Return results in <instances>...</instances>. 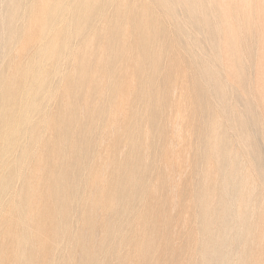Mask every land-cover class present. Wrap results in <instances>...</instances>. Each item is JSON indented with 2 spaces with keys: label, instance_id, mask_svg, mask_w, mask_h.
<instances>
[{
  "label": "rangeland",
  "instance_id": "374dc122",
  "mask_svg": "<svg viewBox=\"0 0 264 264\" xmlns=\"http://www.w3.org/2000/svg\"><path fill=\"white\" fill-rule=\"evenodd\" d=\"M9 1L10 0H0V7H1L0 26L2 25L1 16L4 15V12L6 10L5 8L6 4L9 3ZM134 1L136 3V0ZM144 1L145 0H137L136 5L139 4L140 6L144 4ZM202 1L203 2L201 7L204 6L203 8H201L198 5L194 6L195 7L194 11L196 10V13L194 12V16L196 14L198 15L199 25H197V22L196 24L190 22L191 20L188 17L189 14L187 13L188 11L185 8V6L180 2L174 5V8H176V12L179 14L180 17L174 11L175 9H172L170 11L168 9L157 7V5L155 4L152 7L154 13H156V17H157L156 22L158 23L160 21L159 23H161L165 33L164 37L160 39L161 41L157 40L154 42V46L160 48L164 47L168 49L167 51L169 53L172 54L174 52L177 61L180 62L179 64H176V62L172 63V65L174 64V67L170 66V63L166 58L167 54L163 53L164 56L162 55L163 57H161L162 61H161V66L159 67L160 70L151 71L149 65L145 66V71H143V75H145V78L143 79L144 82L143 86L147 89L149 85H151L152 86L151 91L154 93L156 92L158 94V95L156 94V96L160 101V105H161L160 109H156L157 107H155L153 104L150 103L148 104V102H144V101L142 102V100L137 101L135 99L134 95H135V87L137 86V79L136 76L134 77L132 75L133 74V71H131L132 65H131V61L128 59L123 62L124 63L123 66L125 65L124 66L125 71H121V76L123 78L119 76V80L125 84L126 89L123 95H121L122 99L121 100L119 99L120 103L118 102L119 105V107L117 106L118 109H116L115 112L113 111L115 114L113 115L110 114V116L108 114L102 115L100 114L99 111L102 102L106 100L105 94L107 95L106 83L108 78L105 76L104 71H102V69H101V73L100 70H98L96 73V77L99 83L98 84L99 88L98 87L93 88L94 90L96 89L95 91H92L91 88L87 92L84 89H82L80 92V89L79 91H77L78 89L76 87V88H70L69 91L67 92L68 95L72 93L70 95L71 97L68 96L69 97L68 98L67 95H65V97L72 102L73 117L75 122H78L77 123L78 127L73 124L71 128H73L76 131V133L78 131L80 132L79 133L80 139L88 138L92 144L87 155H85L86 158L84 159V162L87 169H85V171L82 173L83 177L81 183L78 186L77 196H76L77 198L73 197L72 199L73 201L69 200L67 204V208L69 209L70 212V216L68 220L69 233H67L68 235L66 234L63 235V237H55V238L53 235H45V236L43 235L44 237H42V240L44 239L43 241L45 244V251L43 254L40 255L41 258L38 259V262H36V264H48L51 261L54 262L55 264H80L81 263L80 259L84 261L83 250L79 245L72 243L73 242L72 238L74 237L73 234L76 235L78 233L84 234L85 240L87 242V247L89 248V250L91 251L94 250V252L97 253L96 256L97 258L93 260L92 264H220V262H222V264H264V240H263L264 239V228H263L264 227V220H263L264 219V88H263L264 87V0H244V1L243 0H205V1L202 0ZM107 2L105 1L104 5ZM147 2H150V0L145 1V3ZM218 3L220 6H222L220 10H219L220 6H218ZM108 5L109 4H106L107 7L105 6V8L102 9V14H103L102 20L104 21H101L100 24L96 21V23L94 24L95 26L93 25L91 30L85 31L86 33H84V35L86 34L87 38H85V36L83 37L84 40L86 39L85 40L86 42L84 40L75 39L77 40V42L75 43V40L72 42L74 43L73 45H75V47L77 48L83 47L82 49H84L85 47L89 48V46H91L90 49L93 50L94 47V49L97 50L96 48L99 47L100 44L101 46L103 45L104 38L100 36L102 35L100 34V32L104 31L103 35L104 33H107L108 28H110V26L108 25L109 24L111 25V23L113 24L114 19H116L115 17L118 16V14L114 11L113 6L109 5L110 6L109 7ZM127 5L128 3H126L125 5L126 7L123 8L124 10L125 8L127 9ZM183 6L186 10L182 8ZM204 8L206 9V11ZM123 9L120 10L119 16L122 17L125 16L129 10V6H128V10H125V12ZM252 11L254 12V14ZM202 12L205 15L201 14ZM206 12L208 15L206 14ZM110 15L112 17H110ZM209 15L212 16L209 17ZM199 16L201 17L199 18ZM205 17H207V19ZM178 19H180V21ZM209 19H211L212 21ZM110 20L113 22H111ZM200 20L203 21V23H201ZM188 21L190 24L189 27H188ZM106 23L108 25H106ZM240 23L242 24V26L240 25ZM193 24L195 26H201L203 24L202 26L204 27L201 28L204 29V33L202 31L203 29L199 27H196V29H194ZM0 28H1L0 44H2L3 43L2 39L5 38L3 34L5 33H2L4 31H1L3 30V27ZM199 29L201 30V33L205 35L200 36L201 33ZM97 30L100 31L97 32ZM185 30H187V32ZM250 30L253 31L254 35L252 34V31L250 32ZM94 31L96 34L94 33ZM204 36H206V39ZM99 37H101V40ZM211 37L217 38V40L215 39L213 40ZM126 38L128 41V34L126 35ZM133 38H134V33L130 32V39L132 40ZM192 39H194L195 42ZM209 39H211L212 42L214 41L213 43L215 45H212L213 43ZM87 40L88 42L91 41L92 45H90V43H87ZM81 44L83 45L81 46ZM196 44L199 46V48L197 47ZM202 46L204 47V49ZM247 46L249 47V49ZM182 51L184 52L185 55L182 53ZM216 54H218L219 56ZM254 54L256 56H254ZM209 56L211 57V59ZM213 57H217L216 60L220 61V63L219 62L217 63L215 60V66H214V64H212L213 63L212 61H214ZM218 57H220L221 59L220 58L218 59ZM240 58L243 60H241ZM206 61L212 62L211 64H209L210 62L208 64L211 66L213 72L209 71L212 73H208L204 71H197V67L198 66L200 67V65H203L204 63H206ZM0 62H1L0 70L1 69L2 71L6 70L7 66L5 65H7L9 62L8 58L6 57L3 60L1 59ZM66 62L67 61L65 60L61 66L63 69L65 68L63 67L64 65L67 67V69L66 68L64 69L65 74L67 73V75H69L75 73L76 71L72 72V70L75 68V65H72L70 62H67L68 64L66 65ZM244 62H245V66H244ZM2 63L3 65L4 64L5 65L3 66ZM218 66L220 73L219 71H217ZM179 68H181V71H179ZM65 70H67L68 72ZM101 74H103V76ZM166 76H171L172 78L171 83L164 82ZM173 77H176L174 78L176 80V83L175 80L173 82ZM56 79L57 80L54 79L55 84L59 80L58 78ZM61 82H64L63 79ZM195 82L199 84L197 85ZM214 83H217L222 87L221 90L222 95L219 93L220 91L217 92L219 94L214 92L212 87ZM168 85H170L171 87ZM155 87L158 90L155 89ZM228 90L230 93L228 92ZM75 91L79 92L78 97L81 95L79 99L78 97L77 98L75 97L74 99V94L76 93ZM65 97L64 100H67ZM55 99L56 100L54 101H56V104L55 102H53V99L50 100L51 102H49L50 103L49 108H48V104H49L48 102H47L48 104L44 105L45 108L47 107L46 109L48 110L50 109L49 111L51 113H48L49 111L46 110L47 114H52L53 112L57 113V110L63 108L60 98L56 97ZM96 99H98V101ZM176 100L177 102H175ZM73 101H76L77 103L76 102L74 103ZM95 103H99V105ZM153 106L154 108H152ZM184 106L186 107V109ZM55 107H57V109ZM53 108H55V110ZM226 109H228V111ZM75 110H77L76 111L77 113H75ZM125 111L128 112L126 113ZM130 111L135 112L134 118L137 119L136 121L137 123H133L134 120L131 119ZM91 116L92 118H90ZM111 116H114L112 117L113 119L111 118L112 120L109 118ZM53 117L54 116H52V121L50 122V125L48 124L47 126H42V128L40 129L42 136L44 135V138H42V140L45 141L41 140L40 144L38 143L36 145V147L39 148L37 149L38 151L36 153V156L38 158L34 156L33 158H31V161L29 159L26 163V166H28L27 167L28 169L26 168L27 169L26 176L27 177L31 176L32 179L35 178L34 194L37 197V200H39L38 202L43 203L41 204L37 202L40 206H43L45 204L44 202H48L51 199L49 198L50 195H47V191H45L47 186L46 184L47 181L45 176L47 175L45 172L47 171L46 168H51V169L56 168L55 159H56V154H58V148H56L57 146L54 141L56 140L55 137H56V133L58 132V128L56 129L57 127V126L55 127L56 124H52L53 122L56 123V120L54 121L55 118L53 119ZM77 117L79 118V120ZM175 117L178 118L175 119ZM218 117L219 119H217ZM107 118H109L111 121ZM102 121L106 124H104ZM117 122L120 123L118 124ZM176 122H179V124L177 123L175 125ZM97 123H99L98 126ZM66 124L68 125V123ZM87 124L88 126L90 125L89 129H87L88 128ZM215 124L218 125L215 126ZM112 125L115 127H113ZM48 126H50V130ZM110 126L113 127V129ZM175 126H176V130L174 128ZM177 127H179V130ZM133 128H136V130L135 132L132 133V136H129L128 132L130 130H133ZM46 130L47 132H45ZM180 133L183 135V137ZM100 134H102L103 136ZM122 137L126 139L119 140V138ZM175 140L177 142H175ZM107 142H108L107 144L108 146L106 145ZM62 147L65 150L64 155L68 153L69 156L67 144L64 143ZM180 147L181 149H179ZM143 148L146 150H144ZM213 148L215 151L213 150ZM135 151L139 152L141 157H139V153ZM119 153L121 154V156H119L120 155ZM134 153L135 154L137 153L136 155L138 156H136ZM172 153L173 155H171ZM175 154L177 158L175 157ZM199 154L200 156H198ZM215 154L217 156H215ZM52 155L54 157H52ZM163 155H165V157ZM64 158L66 163L67 161L66 157L64 156ZM135 158H137V160ZM32 160H34L35 162ZM49 160L51 162H48ZM137 161L140 162L141 166L138 165L139 162ZM178 162L179 165L176 164ZM32 165H34V167ZM74 166L75 164L72 163L70 165L61 166V167L63 169L65 167L66 171L69 172L70 174L75 170L76 167ZM39 168L40 169L43 168L42 169L43 171L41 170L40 173H37ZM137 168L139 169L136 170ZM29 170L30 173H28ZM34 172H36L37 174L34 175L35 174ZM89 175L90 178H88ZM116 175L119 178L117 180H115ZM131 175H134L135 181L140 179V181L142 182L141 184L142 191L138 194H135V196L132 197L134 199L130 198L128 200L129 206L124 214V217L126 216V218L123 217V219L121 220L122 222H120L121 230H119V232L122 235V239L119 237H114L112 241L107 245V247L103 250L105 252H103L102 250H100V244L102 238L106 236L107 229L109 230L111 228V227H106V223L107 221L114 220V216H115L114 215L115 212L113 210L111 212L104 205V202L106 201V199H108L107 191L108 189L111 190L110 186L113 187V185L115 184V183L113 184V181H115L118 184L117 182L118 180H127ZM38 176L41 179L44 177V180L46 182L44 180H41ZM84 178L86 180H84ZM170 179H173V181ZM85 181L88 185L84 183ZM16 182L17 184H14V188L16 187L15 189L19 190L21 182L20 180H17ZM168 183L169 184L172 183L173 185H169ZM38 185L39 187L37 188ZM69 186L70 183L66 186V189L69 192H71V188ZM97 186L99 188H97ZM54 188L55 186L51 184L49 187V191L54 190ZM38 190H41V193ZM90 191L91 192L93 191V193H91L92 195L89 193ZM190 191L192 192V194ZM7 194L8 193L6 194L4 193L2 196L4 197L5 195L6 197H8ZM6 197L4 198L6 199ZM172 197L174 200L172 199ZM41 199L43 202L41 201ZM234 200L236 203L234 202ZM96 201L101 202V206L98 209L94 208V213H92L93 218H95L94 226L88 227L87 224H84L82 222L79 216V211L89 210L90 205H93L94 203H96ZM172 201H174L173 205L171 203ZM70 202L71 204H69ZM189 208L190 210H188ZM251 212H253V214ZM126 220H128V222H126ZM37 222L38 219L35 218L34 223L33 222L32 223L35 224ZM204 222L206 223L205 229H203ZM31 228L33 230L34 235H36L37 230L40 231L39 229L40 227H31ZM191 229L192 231H190ZM95 232L97 233L95 234ZM210 237L212 240L210 239ZM8 242L9 241H7L6 244ZM4 244L2 245V248L4 250V253L6 252L5 253L6 258L10 260L6 261L7 259H5L4 261L6 262L3 261L2 264L5 263L12 264L13 261L12 258L10 257L11 254H9V251H11L13 247L10 246L5 247ZM9 244L11 245L12 243L9 242ZM211 248L219 249V252L222 254L221 260L218 259L216 262L214 261V258L211 255V251H212Z\"/></svg>",
  "mask_w": 264,
  "mask_h": 264
},
{
  "label": "bare ground",
  "instance_id": "6f19581e",
  "mask_svg": "<svg viewBox=\"0 0 264 264\" xmlns=\"http://www.w3.org/2000/svg\"><path fill=\"white\" fill-rule=\"evenodd\" d=\"M113 6L114 11L118 14L114 19V23L108 28L107 33L100 32V36L104 38L103 45L97 47L93 50L85 47L84 49L80 47H75L72 43L75 39L84 40L86 37V30H91L92 26L96 21L100 24L103 19L102 9L105 8L106 4ZM10 0L6 4V10L4 15L1 16L2 25L4 31L2 33L5 38H3V43L0 44V60L8 58V64L6 70H0V264L3 263L5 259L9 261L10 259L6 258V252L2 248V245L5 242V247H13L9 254H11L12 264H36L40 255L45 251L44 239L42 237L45 235H53L55 237H63V235H68V220L70 216L69 209L67 204L69 200H72L73 197L77 196L78 186L82 181L83 172L85 171L86 165L84 159L86 158L90 147L91 142L88 138H79V131H76L71 128V126L76 125L78 122H75L72 112V102L65 97V95L70 96L67 92L70 88H76L80 92L82 89L95 91L93 88H99L98 79L96 73L101 69L104 71L105 76L108 78L106 83L107 95L106 100L102 102L100 106V114L110 116L115 114V110L118 109L117 106L119 99H122V96L126 86L119 80L121 76V71H125L123 62L127 59L131 61L133 76H136L137 86L135 87V99L137 101L148 102V104H153L156 109H160V101L156 96V92L151 91V85L146 89L143 85V71H145V66L149 65L151 71L160 70L161 66V57L163 53L167 54V60L170 63V66L174 67V64H179L177 58L172 53H169L166 48L155 47L154 42L160 40L164 37V29L161 23H157L156 13H154L152 7L157 5L164 9L172 10L176 12L174 5L177 3H182L187 9L189 14L190 22L199 25L198 15L194 16V6L202 5V0H150V2L140 5H136L134 0ZM205 1V0H204ZM244 1V0H243ZM215 2V1H214ZM222 2V1H221ZM250 2V1H249ZM254 2V1H253ZM125 10H129L125 16H119L120 10L126 7ZM232 3V2H231ZM246 3V2H245ZM141 4V3H140ZM108 5V6H109ZM179 5V4H178ZM209 5V4H208ZM212 5V4H211ZM231 5V4H230ZM104 6V7H102ZM109 6V7H110ZM184 6L182 8H184ZM218 6L219 3H218ZM235 6V5H234ZM232 6V7H234ZM249 6V5H248ZM107 7V6H106ZM108 7V8H109ZM194 7V8H193ZM204 7V6H203ZM201 7V8H203ZM206 7V5H205ZM222 6L219 7V10ZM230 7V6H229ZM247 7V6H246ZM258 7V6H257ZM1 8V7H0ZM184 8V9H185ZM200 8V9H201ZM243 8V7H242ZM158 9V8H157ZM185 9V10H186ZM199 9V7H198ZM205 9V8H204ZM246 9V8H245ZM254 9V7H253ZM258 9V8H257ZM124 10V9H123ZM124 10V12H125ZM159 10V9H158ZM178 10V9H177ZM218 10V12H219ZM229 10V9H227ZM4 11V9H3ZM106 11V9H105ZM108 11V9H107ZM113 11V12H114ZM201 11V10H200ZM203 11V9H202ZM206 11V9H205ZM204 11V12H205ZM216 11V10H215ZM235 11V10H234ZM1 12V11H0ZM112 12V15H113ZM182 12V11H180ZM209 12V11H208ZM211 12V10H210ZM223 12V11H221ZM228 12V11H227ZM253 12V11H252ZM258 12V11H257ZM105 13V12H104ZM172 13V12H170ZM213 13V10H212ZM211 13V14H212ZM232 13V12H231ZM236 13V12H235ZM234 13V14H235ZM245 13V12H244ZM250 13V12H249ZM125 14V13H123ZM176 14H178L176 12ZM203 14V12L201 13ZM207 14V12H206ZM217 14V13H215ZM254 14V12H253ZM187 15V14H185ZM205 15V14H203ZM202 15V17H203ZM208 15V14H207ZM224 15V14H223ZM179 16V14H178ZM177 16V17H178ZM212 15H209V17ZM215 16V15H214ZM217 16V15H216ZM219 16V15H218ZM225 16V15H224ZM234 16V15H233ZM238 16V15H237ZM108 17V16H107ZM110 17H112L110 15ZM180 17V16H179ZM201 16H199L200 18ZM174 18V17H173ZM207 19V17H205ZM214 18V17H212ZM242 18V16H241ZM110 19V18H109ZM112 19V18H111ZM248 19V18H247ZM161 20V19H160ZM180 21V19H178ZM185 20V19H184ZM205 20V19H203ZM211 20V19H209ZM218 20V19H217ZM235 20V19H234ZM242 20V19H241ZM253 20V19H252ZM111 21V20H110ZM109 21V22H110ZM183 21V20H182ZM181 21V22H182ZM186 21V20H185ZM212 21V20H211ZM226 21V19H225ZM236 21V20H235ZM245 21V20H244ZM106 22V20H105ZM108 22V21H107ZM113 22V21H111ZM201 23L203 21L200 20ZM246 22V21H245ZM253 22V21H252ZM200 23V24H201ZM206 23V22H205ZM208 23V22H207ZM216 23V22H215ZM171 24V23H170ZM236 24V23H235ZM253 24V23H252ZM102 25V24H101ZM188 21V27H189ZM203 25V24H202ZM194 26L204 27V26ZM234 25V24H233ZM242 26V24L240 23ZM255 25V24H254ZM95 26V25H94ZM185 26V24H184ZM211 26V25H210ZM216 26V25H215ZM228 26V25H227ZM239 26V25H237ZM236 26V28H237ZM245 26V25H244ZM252 26V25H251ZM191 27V26H190ZM128 28V29H127ZM177 28V27H176ZM175 28V29H176ZM182 28V26H181ZM212 28V27H211ZM228 28V27H227ZM239 28V27H238ZM1 29V28H0ZM94 29V28H93ZM96 29V27H95ZM106 29V28H105ZM180 29V27H179ZM178 29V30H179ZM192 29V28H191ZM190 29V30H191ZM203 29V28H201ZM216 29V28H215ZM250 29V28H249ZM104 30V29H102ZM184 30V29H182ZM189 30V31H190ZM200 30V29H199ZM208 30V29H207ZM210 30V29H209ZM100 31V30H99ZM97 30V32H99ZM180 31V30H179ZM187 32V30H185ZM204 33V29L202 30ZM219 31V30H218ZM230 31V29H229ZM240 31V30H239ZM244 31V30H243ZM252 30H250L251 32ZM130 32L134 33V38L130 39ZM185 32V33H186ZM89 33V32H88ZM95 33V31H94ZM184 33V34H185ZM199 33V32H198ZM201 33V30H200ZM199 33V34H200ZM201 33L200 36L205 35ZM209 33V32H208ZM249 33V32H248ZM258 33V32H257ZM256 33V34H257ZM1 34V33H0ZM96 34V33H95ZM128 34V41L126 35ZM171 34V33H170ZM183 34V35H184ZM218 34V33H217ZM235 34V33H234ZM253 34V31H252ZM169 35V34H168ZM241 35V34H240ZM239 35V36H240ZM254 35V34H253ZM95 36V35H94ZM133 36V35H132ZM186 36V35H185ZM211 36V34H210ZM214 36V35H213ZM219 36V35H218ZM216 36V37H218ZM223 36V35H221ZM251 36V35H249ZM2 37V36H1ZM93 37V35H92ZM175 37V36H174ZM192 37V36H191ZM206 39V36H204ZM245 37V36H244ZM248 37V35H247ZM91 38V37H90ZM95 38V37H94ZM101 40V37H99ZM199 38V37H198ZM212 38V37H211ZM1 39V38H0ZM92 39V38H91ZM195 39V38H194ZM192 39L194 42L195 40ZM203 39V37H202ZM217 40V38H212ZM219 39V38H218ZM239 39V38H238ZM237 39V40H238ZM254 39V38H253ZM86 40V39H85ZM84 40V41H85ZM89 40V39H88ZM87 43L91 44V41ZM164 40V39H163ZM167 40V39H166ZM179 40V37H178ZM211 40V39H209ZM220 40V39H219ZM161 41V40H160ZM2 42V41H1ZM77 40H75V43ZM83 42V41H82ZM81 42V43H82ZM86 42V41H85ZM172 42V41H171ZM189 42V41H188ZM192 42V41H191ZM193 42V44H194ZM212 42V40H211ZM214 42V41H213ZM212 42V43H213ZM241 42V41H240ZM80 43V42H78ZM99 43V41H98ZM158 43V42H157ZM169 43V42H168ZM166 43V44H168ZM173 43V42H172ZM246 43V42H245ZM252 43V42H251ZM250 43V44H251ZM256 43V42H255ZM188 44V43H187ZM203 44V43H202ZM240 44V43H239ZM77 45V44H76ZM83 44H81L82 46ZM85 45V44H84ZM94 45V44H93ZM98 45V44H97ZM162 45V44H161ZM171 45V43H170ZM197 45V44H196ZM212 45H215L214 43ZM87 46V45H86ZM160 46V45H159ZM169 46V45H168ZM167 46V47H168ZM195 46V45H194ZM223 46V45H222ZM246 46V45H245ZM255 46V45H254ZM257 46V45H256ZM162 47V46H161ZM199 48V46L197 45ZM203 47V46H202ZM248 47V46H247ZM169 48V47H168ZM192 48V47H191ZM194 48V47H193ZM196 48V47H195ZM215 48V47H213ZM220 48V47H219ZM218 48V49H219ZM184 49V48H183ZM204 49V47H203ZM206 49V48H205ZM243 49V48H242ZM249 49V47H248ZM181 50V49H180ZM230 50V49H229ZM245 50V49H244ZM172 51V49H171ZM197 51V50H196ZM206 51V50H205ZM219 51V50H218ZM168 52V53H167ZM194 52V50H193ZM184 54V52L182 51ZM217 53V52H216ZM233 53V52H232ZM254 53V52H253ZM256 53V52H255ZM177 54V53H176ZM188 54V53H187ZM251 54V53H250ZM104 55V56H103ZM163 55V56H162ZM185 55V54H184ZM218 55V54H216ZM249 55V54H248ZM208 56V55H206ZM213 56V55H212ZM219 56V55H218ZM246 56V54H245ZM254 56H256L254 54ZM253 56V57H254ZM183 57V56H182ZM210 57V56H209ZM252 57V58H253ZM198 58V57H197ZM217 57H213L214 61L204 63L197 67V71H204L212 73L213 70L209 64H214ZM220 57H218L219 59ZM234 58V57H233ZM251 58V57H250ZM249 58V59H250ZM256 58V57H255ZM179 59V58H178ZM184 59V58H182ZM211 59V57H210ZM221 59V58H220ZM241 59V58H240ZM254 59V58H253ZM70 62L72 65H75V68L72 72L75 73L67 75L65 74L64 69L61 67L64 61ZM203 60V59H202ZM237 60V58H236ZM243 60V59H241ZM251 60V59H250ZM166 61V60H165ZM199 61V59H198ZM66 62V65L68 64ZM129 62V61H128ZM204 62V61H203ZM216 62L220 63V61ZM251 62V61H250ZM4 63V62H3ZM2 63V65H3ZM6 63V62H5ZM209 63V64H208ZM216 63V66H217ZM243 63V62H242ZM252 63V62H251ZM1 64V62H0ZM249 64V62H248ZM254 64V63H253ZM3 65V66H4ZM198 65V64H196ZM219 65V64H218ZM1 66V65H0ZM222 66V65H220ZM237 66V65H236ZM245 66V62H244ZM70 67V66H69ZM169 67V66H168ZM147 68V67H146ZM182 68V66H181ZM179 68V71H181ZM194 68V67H193ZM216 68V67H215ZM246 68V67H245ZM127 69V67H126ZM169 69V68H168ZM171 69V68H170ZM176 69V68H175ZM172 70V69H171ZM185 70V69H184ZM191 70V69H190ZM252 70V69H251ZM67 71V70H65ZM174 71V70H173ZM212 71V72H209ZM219 71V66L217 67ZM68 72V71H67ZM148 72V71H147ZM172 72V71H171ZM99 73V72H98ZM126 73V72H125ZM131 73V72H130ZM175 73V72H174ZM220 73V71H219ZM242 73V72H241ZM147 74V73H146ZM160 74V73H159ZM181 74V73H180ZM103 76V74H101ZM201 75V74H200ZM205 75V74H204ZM98 76V75H97ZM101 76V77H102ZM206 76V75H205ZM221 76V75H220ZM227 76V75H226ZM177 77V76H176ZM173 77V82L174 78ZM222 77V76H221ZM228 77V76H227ZM237 77V76H236ZM260 77V76H259ZM59 80L54 83V79ZM121 78H123L121 76ZM132 78V76H131ZM147 78V77H146ZM183 78V77H182ZM63 79L64 82H61ZM161 79V78H160ZM219 79V78H218ZM227 79V78H226ZM123 80V79H122ZM165 83H171V76H166L164 79ZM207 80V79H206ZM211 80V79H210ZM106 81V80H105ZM204 81V80H203ZM220 81V80H219ZM253 81V80H252ZM104 82V81H103ZM131 82V81H130ZM133 82V81H132ZM212 82V81H211ZM218 82V81H217ZM221 82V81H220ZM219 82V83H220ZM101 83V82H100ZM147 83V82H145ZM176 83V80H175ZM181 83V82H180ZM196 83V82H195ZM194 83V84H195ZM224 83V82H223ZM230 83V81H229ZM64 84V85H62ZM102 84V83H101ZM156 84V83H155ZM159 84V82H158ZM197 84V83H196ZM195 84V85H196ZM199 84V83H198ZM197 84V85H198ZM232 84V83H231ZM253 84V83H252ZM251 84V85H252ZM148 85V84H147ZM193 85V84H192ZM233 85V84H232ZM161 86V85H160ZM170 86V85H168ZM180 86V85H178ZM188 86V85H187ZM234 86V85H233ZM236 86V85H235ZM249 86V85H248ZM171 87V86H170ZM203 87V86H202ZM215 93H222V87L214 83L212 86ZM226 87V86H225ZM224 87V88H225ZM237 87V86H236ZM255 87V86H254ZM192 88V87H191ZM205 88V87H204ZM234 88V87H233ZM264 88V87H263ZM155 89H157L155 87ZM154 89V90H155ZM206 89V88H205ZM228 89V88H227ZM251 89V88H250ZM249 89V90H250ZM98 90V89H97ZM158 90V89H157ZM180 90V89H179ZM226 90V89H225ZM238 90V89H237ZM175 91V90H174ZM178 91V89H177ZM244 91V90H243ZM253 91V90H252ZM76 92V91H75ZM74 92V93H75ZM97 92V91H96ZM104 92V91H103ZM180 92V91H179ZM183 92V91H182ZM229 92V90H228ZM227 92V93H228ZM73 93V94H74ZM83 93V92H82ZM95 93V92H94ZM174 93V92H173ZM217 93V94H219ZM230 93V92H229ZM228 93V94H229ZM251 93V92H250ZM88 94V93H87ZM91 94V92H90ZM103 94V95H104ZM130 94V93H128ZM160 94V93H159ZM184 94V93H183ZM213 94V93H212ZM79 92L74 94L77 98ZM101 95V93H100ZM158 95V94H157ZM161 95V94H160ZM222 95V94H221ZM227 95V94H226ZM83 96V94H82ZM96 96V94H95ZM172 96V95H171ZM179 96V95H178ZM184 96V95H183ZM218 96V95H217ZM59 97L62 102L63 108L57 110V113L47 114L48 109L44 107L45 104L53 102L56 104L55 98ZM64 97L67 100H64ZM71 97V96H70ZM81 97V95L79 96ZM78 97V99H79ZM92 97V96H91ZM104 97V96H103ZM173 97V96H172ZM239 97V96H238ZM69 98V97H68ZM178 98V97H177ZM202 98V97H201ZM73 99V100H74ZM98 101V99H96ZM95 100V102H96ZM185 100V97H184ZM188 100V99H186ZM228 100V99H227ZM88 101V100H87ZM192 101V100H191ZM208 101V100H207ZM262 101V100H261ZM48 102V103H47ZM52 102V103H53ZM74 103L76 101H73ZM85 102V101H84ZM135 102V101H134ZM177 102V100L175 101ZM190 102V101H189ZM77 103V102H76ZM120 103V102H119ZM182 103V102H181ZM180 103V104H181ZM244 103V101H243ZM252 103V102H251ZM58 104V103H57ZM82 104V103H81ZM87 104V103H86ZM98 104L99 103H95ZM178 104V105H180ZM50 103L48 104V108ZM53 105V104H52ZM142 105V104H141ZM220 105V104H219ZM241 105V104H240ZM56 106V105H55ZM58 106V105H57ZM83 106V105H82ZM90 106V105H89ZM137 106V105H136ZM154 106L152 108H154ZM86 107V106H85ZM95 107V106H94ZM159 107V108H158ZM170 107V106H169ZM185 107V106H184ZM188 107V106H187ZM193 107V106H192ZM57 109V107H55ZM55 108H53L55 110ZM87 108V107H86ZM99 108V106H98ZM121 108V106H120ZM151 108V107H150ZM228 108V107H226ZM52 109V108H51ZM93 109V108H92ZM170 109V108H169ZM168 109V110H169ZM177 109V108H176ZM186 109V107H185ZM196 109V108H195ZM47 110V111H46ZM155 110V109H154ZM214 110V109H213ZM228 111V109H226ZM239 110V109H238ZM52 111V110H51ZM77 110H75V113ZM84 111V110H83ZM93 111V110H92ZM114 111V112H113ZM118 111V110H117ZM135 111V110H134ZM170 111V110H169ZM188 111V109H187ZM256 111V110H255ZM113 112V113H112ZM119 112V111H118ZM123 112V111H122ZM126 112V111H125ZM128 112V111H127ZM126 112V113H127ZM131 112V119L134 120L133 123H137V119L134 118L133 111ZM140 112V111H139ZM48 113H51L50 111ZM84 113V112H83ZM90 113V112H89ZM117 113V112H116ZM177 113V111H176ZM175 113V115H176ZM189 113V112H188ZM186 114V113H185ZM232 114V113H230ZM95 115V114H94ZM120 115V114H119ZM174 115V114H173ZM193 115V114H192ZM227 115V114H226ZM240 115V114H239ZM252 115V114H251ZM52 116L54 121L52 124H56V148H58V154H56L55 166L56 168H46L47 171L44 177L41 180H44L47 184L46 190L47 195H50V201L44 202L43 206H40L37 200V197L34 194V179L31 176H26V166L27 161L34 156H36L37 148L36 145L44 138L40 129L42 126L50 125L52 121ZM151 116V115H150ZM170 116V115H169ZM198 116V114H197ZM228 116V115H227ZM97 117V116H96ZM101 117V116H99ZM114 117H109L110 119ZM126 117V115H125ZM124 117V118H125ZM78 118V117H77ZM92 118V116L90 117ZM105 118V116H104ZM107 118V119H109ZM129 118V117H128ZM168 118V117H167ZM178 117H175L177 119ZM199 118V116H198ZM228 118V117H227ZM226 118V119H227ZM240 118V117H239ZM248 118V117H247ZM109 119V120H110ZM113 119V118H112ZM111 119V120H112ZM116 119V118H115ZM219 119V117L217 118ZM241 119V118H240ZM257 119V118H255ZM79 120V118H78ZM77 120V121H78ZM110 120V121H111ZM119 120V118H118ZM117 120V121H118ZM140 120V119H139ZM182 120V118H181ZM186 120V119H185ZM210 120V119H209ZM212 120V119H211ZM238 120V119H237ZM109 121V122H110ZM194 121V120H193ZM229 121V120H228ZM227 121V122H228ZM87 122V121H86ZM93 122V121H92ZM103 122V121H102ZM152 122V121H151ZM168 122V121H167ZM68 123V125L66 124ZM91 123V121H90ZM100 123V122H99ZM97 123V126L99 125ZM104 123V122H103ZM112 123V122H111ZM118 123V122H117ZM120 123V122H119ZM118 123V124H119ZM179 122H176V124ZM187 123V122H186ZM106 124V123H104ZM169 124V123H168ZM251 124V123H250ZM67 125V126H66ZM82 125V124H81ZM114 125V124H113ZM112 125V126H113ZM117 125V124H116ZM218 124H215L217 126ZM236 125V124H235ZM240 125V124H239ZM75 126V127H76ZM90 126V125H89ZM87 124V129L90 127ZM120 126V125H119ZM145 126V125H144ZM180 126V125H179ZM237 126V125H236ZM254 126V125H253ZM49 130H50V126ZM78 127V126H77ZM96 127V126H95ZM111 127V126H110ZM115 127V126H113ZM113 127H111L113 129ZM140 127V126H139ZM190 127V126H189ZM221 127V126H220ZM233 127V126H232ZM47 128V127H46ZM97 128V127H96ZM110 128V129H111ZM176 130V126L174 127ZM173 128V129H174ZM179 130V127H177ZM181 128V127H180ZM219 128V127H218ZM233 129V128H232ZM52 130V129H51ZM55 130V129H53ZM136 128L128 132L129 136H132V133L135 132ZM148 130V129H147ZM181 130V129H180ZM187 130V129H186ZM197 130V128H196ZM253 130V129H252ZM44 131V129H43ZM144 131V130H143ZM174 131V130H173ZM195 131V130H194ZM241 131V130H240ZM47 132V130L45 131ZM56 132V131H55ZM113 132V131H112ZM178 132V131H177ZM50 133V132H49ZM89 133V132H88ZM97 133V132H96ZM125 133V132H124ZM143 133V132H142ZM165 133V132H164ZM185 133V132H183ZM217 133V132H216ZM255 133V132H254ZM258 133V131H257ZM44 134V133H43ZM47 134V133H45ZM140 134V132H139ZM167 134V133H166ZM174 134V133H173ZM181 134V133H180ZM201 134V133H200ZM50 135V134H49ZM55 135V134H54ZM53 135V136H54ZM98 135V134H97ZM102 135V134H100ZM112 135V134H111ZM176 135V133H175ZM182 135V134H181ZM196 135V134H195ZM216 135V134H215ZM254 135V134H252ZM48 136V135H47ZM103 136V135H102ZM148 136V135H147ZM205 136V135H204ZM247 136V135H246ZM51 137V136H50ZM49 137V138H50ZM119 137V136H117ZM146 137V136H145ZM171 137V136H170ZM178 137V136H177ZM183 137V135H182ZM181 137V138H182ZM189 137V136H188ZM240 137V136H239ZM52 138V137H51ZM105 138V137H104ZM244 138V137H243ZM247 138V137H246ZM48 139V138H47ZM126 138H119V140ZM171 139V138H170ZM174 139V136H173ZM177 139V138H176ZM180 139V138H179ZM214 139V138H213ZM49 140V139H48ZM97 140V139H96ZM100 140V139H99ZM103 140V138H102ZM101 140V141H102ZM108 140V139H107ZM138 140V139H137ZM135 140V141H137ZM181 140V139H180ZM215 140V139H214ZM245 140V139H244ZM45 141V140H42ZM53 141V140H52ZM129 141V140H128ZM104 142V141H103ZM144 142V140H143ZM175 142H177L175 140ZM246 142V141H245ZM66 143L68 146V153L64 155V148L62 145ZM129 143V142H128ZM147 143V142H146ZM145 143V144H146ZM179 143V142H178ZM189 143V142H188ZM244 143V142H242ZM108 142L106 143V145ZM115 144V143H114ZM125 144V143H124ZM182 144V143H181ZM48 145V144H47ZM123 145V144H122ZM138 145V144H137ZM168 145V144H167ZM174 145V143H173ZM214 145V144H213ZM212 145V146H213ZM108 146V145H107ZM136 146V145H135ZM146 146V145H145ZM169 146V145H168ZM178 146V144H177ZM176 146V147H177ZM233 146V145H232ZM36 147V148H35ZM54 147V146H52ZM66 147V146H65ZM137 147V146H136ZM170 147V146H169ZM168 147V148H169ZM182 147V146H181ZM181 147L179 149H181ZM197 147V146H195ZM216 147V146H215ZM214 147V148H215ZM48 148V147H47ZM94 148V147H93ZM116 148V147H115ZM171 148V147H170ZM173 148V147H172ZM187 148V147H186ZM185 148V150H186ZM213 148V150H214ZM105 149V148H104ZM137 149V148H135ZM144 149V148H143ZM174 149V148H173ZM247 149V148H246ZM47 150V149H46ZM45 150V151H46ZM108 150V149H107ZM139 150V149H137ZM146 150V149H144ZM195 150V149H194ZM204 150V149H203ZM231 150V149H230ZM234 150V149H233ZM56 151V150H55ZM215 151V150H214ZM102 152V151H101ZM105 152V151H104ZM113 152V151H112ZM133 152V150H132ZM137 152V151H135ZM144 152V151H142ZM186 152V151H185ZM52 153V152H51ZM50 153V154H51ZM56 153V152H55ZM66 153V152H65ZM139 153V152H137ZM136 153V154H137ZM197 153V152H196ZM194 153V154H196ZM199 153V152H198ZM256 153V152H255ZM258 153V152H257ZM41 154V153H40ZM49 154V155H50ZM53 154V153H52ZM102 154V153H101ZM108 154V153H107ZM112 154V153H110ZM120 154V153H119ZM123 154V153H122ZM135 154V153H134ZM135 154V155H136ZM148 154V153H147ZM48 155V154H47ZM89 155V154H88ZM133 155V154H132ZM166 155V154H165ZM165 155H163L165 157ZM173 155V153L171 154ZM183 155V153H182ZM188 155V154H187ZM229 155V154H228ZM245 155V154H244ZM255 155V154H254ZM66 157V163L65 158ZM121 156V154L119 155ZM138 156V155H136ZM185 156V155H184ZM200 156V154L198 155ZM215 156H217L215 154ZM249 156V155H248ZM252 156V155H251ZM37 157V156H36ZM45 157V155H44ZM48 157V156H47ZM51 157V156H50ZM52 157H54L52 155ZM139 157L140 153H139ZM144 157V154H143ZM176 157V154H175ZM229 157V156H228ZM38 158V157H37ZM49 158V157H48ZM138 158V157H137ZM137 158H135L137 160ZM173 158V156H172ZM177 158V157H176ZM210 158V157H209ZM212 158V157H211ZM217 158V157H216ZM54 159V158H53ZM99 159V158H98ZM97 159V160H98ZM115 159V158H114ZM141 159V158H140ZM167 159V158H166ZM218 159V158H217ZM117 160V159H116ZM119 160V159H118ZM147 160V159H144ZM172 160V159H171ZM178 160V159H177ZM221 160V159H220ZM29 161V162H30ZM34 161V160H32ZM38 161V160H37ZM41 161V159H40ZM59 161V164H58ZM92 161V159H91ZM94 161V160H93ZM105 161V160H104ZM141 161V160H139ZM137 161V162H139ZM143 161V160H142ZM174 161V159H173ZM187 161V160H186ZM229 161V160H228ZM254 161V160H253ZM35 162V161H34ZM33 162V163H34ZM48 162H51L50 160ZM99 162V161H98ZM144 162V161H143ZM153 162V161H152ZM168 162V161H167ZM171 162V161H170ZM31 163V162H30ZM75 164V170L69 174L61 166H67L70 164ZM104 163V162H103ZM142 163V162H141ZM215 163V162H214ZM36 164V163H35ZM44 164V163H43ZM46 164V163H45ZM58 164V165H57ZM107 164V163H106ZM113 164V162H112ZM121 164V163H120ZM136 164V163H135ZM172 164V163H171ZM179 165V162L176 163ZM206 164V163H205ZM28 165V164H27ZM41 165V164H40ZM39 165V166H40ZM47 165V164H46ZM140 162H139V164ZM137 165V166H138ZM160 165V164H159ZM258 165V164H257ZM34 167V165H32ZM43 166V165H42ZM53 166V165H52ZM115 166V165H114ZM168 166V165H167ZM181 166V164H180ZM212 166V165H211ZM45 167V166H44ZM47 167V166H46ZM49 167V166H48ZM103 167V166H102ZM117 167V166H116ZM121 167V166H120ZM166 167V166H165ZM171 167V166H170ZM208 167V166H207ZM241 167V166H240ZM27 168V169H26ZM104 168V167H103ZM109 168V167H108ZM118 168V167H117ZM163 168V167H162ZM40 169V168H39ZM38 169L37 173H40ZM90 169V168H89ZM137 168L136 170H138ZM180 169V168H179ZM208 169V168H207ZM210 169V168H209ZM145 170V169H144ZM166 170V168H165ZM175 170V169H174ZM43 171V170H42ZM96 171V169H95ZM102 171V170H101ZM117 171V170H116ZM156 171V169H155ZM212 171V170H211ZM34 172L36 175L37 173ZM44 172V173H45ZM92 172V171H91ZM133 172V171H132ZM143 172V171H142ZM168 172V171H167ZM180 172V171H179ZM189 172V171H188ZM196 172V171H195ZM30 173V170L29 172ZM88 173V171H87ZM107 173V172H106ZM129 173V172H128ZM148 173V172H147ZM178 173V172H177ZM176 173V174H177ZM207 173V172H206ZM97 174V173H96ZM159 174V173H158ZM171 174V173H170ZM175 174V173H174ZM173 174V175H174ZM179 174V173H178ZM91 175V174H90ZM90 175L88 178H90ZM123 175V174H122ZM130 175V174H129ZM245 175V173H244ZM88 176V174H87ZM142 176V174H141ZM168 176V175H167ZM170 176V175H169ZM185 176V175H184ZM216 176V175H215ZM95 177V176H94ZM114 177V175H113ZM174 177V176H173ZM207 177V176H206ZM247 177V176H246ZM245 177V178H246ZM87 178V177H86ZM198 178V177H197ZM119 179L116 175V179ZM216 179V178H215ZM17 180H20L21 184L19 190L14 188V184H17ZM84 180H86L84 178ZM83 180V181H84ZM89 180V179H88ZM99 180V179H98ZM102 180V179H101ZM100 180V181H101ZM104 180V179H103ZM113 180V179H112ZM173 181V179H170ZM178 180V179H177ZM207 180V179H205ZM37 181V180H35ZM43 181V182H44ZM171 181V182H172ZM180 181V180H179ZM190 181V180H189ZM16 182V183H15ZM42 182V181H40ZM118 184L113 181V187L111 190L108 189V199L104 202L105 207L108 208L114 213V220L107 221L106 227H111L107 229L106 236L102 238L100 244V250H104L107 245L112 241L114 237H119L122 239V235L119 232L120 222L124 217L126 210L128 209V200L142 191V182L139 180L135 181L134 175H131L127 180H118ZM176 182V181H175ZM206 182V181H205ZM212 182V181H211ZM19 183V182H18ZM70 183L71 192L66 189V186ZM86 183V181L84 182ZM162 183V182H161ZM204 183V182H203ZM226 183V182H225ZM255 183V182H254ZM37 184V183H36ZM44 184V185H46ZM55 186L54 190L49 191L50 185ZM87 184V183H86ZM85 184V185H86ZM101 184V183H100ZM169 184V183H168ZM183 184V183H182ZM245 184V183H244ZM88 185V184H87ZM95 185V184H94ZM146 185V183H145ZM158 185V184H157ZM169 185H173L172 183ZM191 185V184H190ZM246 185V184H245ZM193 186V185H192ZM39 185L37 186V188ZM42 187V186H41ZM91 187V186H90ZM155 187V186H154ZM174 187V186H173ZM182 187V186H181ZM184 187V185H183ZM208 187V186H207ZM227 187V186H226ZM45 188V187H44ZM97 188H99L97 186ZM109 188V187H108ZM156 188V187H155ZM169 188V187H168ZM177 188V187H176ZM189 188V187H188ZM244 188V187H243ZM249 188V187H248ZM255 188V187H254ZM262 188V187H260ZM41 189V188H40ZM145 189V188H144ZM171 189V187H170ZM205 189V188H204ZM207 189V188H206ZM229 189V188H228ZM241 189V188H240ZM42 190V189H41ZM41 190H38L41 193ZM92 190V189H91ZM150 190V189H149ZM162 190V189H161ZM183 190V189H182ZM243 190V189H242ZM44 191V192H45ZM68 191V192H67ZM82 191V189H81ZM84 191V189H83ZM95 191V190H94ZM167 191V190H166ZM192 191V190H191ZM190 191V192H191ZM202 191V190H201ZM215 191V190H214ZM213 191V192H214ZM226 191V190H225ZM173 192V190H172ZM212 192V191H211ZM7 194L6 199L2 196ZM36 193V192H35ZM80 193V192H79ZM78 193V194H79ZM90 194L93 191L89 192ZM147 193V192H146ZM156 193V192H155ZM169 193V192H168ZM215 193V192H214ZM10 194V196H9ZM171 194V193H170ZM192 194V192H191ZM252 194V193H251ZM75 195V196H74ZM92 195V194H91ZM90 195V197H91ZM101 195V194H100ZM215 195V194H214ZM43 196V195H42ZM148 196V195H147ZM175 196V195H174ZM184 196V195H183ZM203 196V194H202ZM248 196V195H246ZM245 196V197H246ZM101 197V196H100ZM98 197V198H100ZM190 197V195H189ZM215 197V196H214ZM48 198V197H47ZM48 198V199H49ZM77 198V197H76ZM102 198V197H101ZM39 199V197H38ZM134 199V198H132ZM150 199V198H149ZM173 199V197H172ZM236 199V198H234ZM241 199V197H240ZM250 199V198H249ZM167 200V199H166ZM174 200V199H173ZM181 200V199H180ZM42 201V199H41ZM73 201V200H72ZM76 201V200H75ZM79 201V199H78ZM137 201V200H136ZM145 201V200H144ZM157 201V200H156ZM187 201V200H185ZM191 201V198H190ZM213 201V200H212ZM255 201V200H254ZM38 202V203H37ZM43 202V201H42ZM149 202V200H148ZM172 201V205H173ZM235 202V200H234ZM244 202V201H243ZM262 202V201H261ZM73 203V202H72ZM91 203V202H89ZM147 203V202H146ZM194 203V202H193ZM236 203V202H235ZM37 204V205H36ZM43 204V203H41ZM71 204V202L69 203ZM149 204V203H148ZM175 204V203H174ZM189 204V203H188ZM192 204V203H191ZM212 204V203H211ZM210 204V206H211ZM214 204V203H213ZM171 205V204H170ZM101 206V202L96 201L93 205H90L89 210H80L79 216L84 224H87L88 227L94 226V219L92 213H94V208L98 209ZM260 206V205H259ZM71 207V206H70ZM85 207V206H84ZM143 207V206H141ZM177 207V206H175ZM188 207V206H187ZM186 207V208H187ZM236 207V206H235ZM244 207V206H243ZM146 208V207H145ZM212 208V207H211ZM81 209V208H80ZM206 209V208H205ZM238 209V208H237ZM257 209V208H256ZM186 210V209H185ZM190 210V208L188 209ZM194 210V209H193ZM226 210V208H225ZM259 210V209H258ZM215 211V210H214ZM96 212V211H95ZM195 212V211H194ZM193 212V213H194ZM73 213V212H72ZM155 213V212H154ZM253 214V212H251ZM99 214V213H98ZM97 214V216H98ZM109 214V213H108ZM173 214V213H172ZM216 214V213H215ZM234 214V213H233ZM195 215V214H194ZM182 216V215H181ZM188 216V215H187ZM242 216V215H241ZM107 217V216H106ZM218 217V216H217ZM251 217V216H250ZM35 218L38 219V222L34 223ZM126 218V216L124 217ZM137 218V217H136ZM201 218V217H200ZM204 218V217H202ZM128 219V216H127ZM151 219V218H150ZM158 219V217H157ZM185 219V216H184ZM251 219V218H250ZM80 220V221H81ZM103 220V219H102ZM108 220V219H107ZM196 220V219H195ZM237 220V219H236ZM264 220V219H263ZM184 221V220H183ZM187 221V220H186ZM33 222V223H32ZM81 222V223H82ZM128 222V220H126ZM157 223V222H156ZM175 223V222H174ZM202 223V222H201ZM71 224V223H70ZM130 224V223H129ZM192 224V223H191ZM83 225V224H82ZM81 225V226H82ZM101 225V224H100ZM31 227H40V231L37 230L36 235H34ZM71 227V226H70ZM85 227V226H84ZM115 227V228H113ZM148 227V226H147ZM175 227V226H174ZM173 227V228H174ZM206 223L203 224V229H205ZM198 228V227H197ZM238 228V226H237ZM264 228V227H263ZM86 229V228H85ZM183 229V228H182ZM256 229V228H255ZM214 230V229H213ZM72 231V228H71ZM81 231V230H80ZM85 231V230H84ZM135 231V230H134ZM192 231V229L190 230ZM262 231V230H261ZM88 232V231H87ZM86 232V233H87ZM213 232V231H212ZM249 232V231H248ZM247 232V233H248ZM76 233V232H75ZM97 232H95L96 234ZM105 233V232H104ZM101 234V233H100ZM241 234V233H240ZM252 234V233H251ZM44 235V236H43ZM89 235V234H88ZM248 235V234H247ZM52 236V237H53ZM73 244L79 245L84 254V261L82 259L80 264H92L93 260L97 258V253L87 247V242L85 236L82 233L73 234ZM247 237V236H246ZM250 237V235H249ZM219 238V237H218ZM262 238V237H261ZM95 239V238H94ZM211 239V237H210ZM63 240V239H62ZM61 240V241H62ZM212 240V239H211ZM209 240V241H211ZM264 240V239H263ZM9 241L12 243L11 245ZM96 241V240H95ZM216 241V240H215ZM98 242V241H97ZM51 243V242H50ZM49 243V244H50ZM61 243V242H60ZM62 244V243H61ZM196 244V243H195ZM257 244V243H256ZM263 244V243H262ZM127 245V244H126ZM225 245V244H224ZM58 246V245H57ZM96 246V245H94ZM4 247V246H3ZM9 247V248H10ZM63 247V246H62ZM212 247V246H211ZM215 247V246H214ZM128 248V246H127ZM145 248V247H144ZM196 248V247H195ZM50 249V248H49ZM47 249V250H49ZM55 249V246H54ZM80 249V248H79ZM211 255L216 262L218 259L221 260L222 254L219 252V249L211 248ZM54 251V250H53ZM57 251V250H56ZM230 251V250H229ZM51 252V251H50ZM76 252V251H75ZM105 252V251H103ZM133 252V251H132ZM53 253V252H52ZM135 253V252H134ZM238 253V252H237ZM47 254V253H46ZM77 255V254H76ZM186 255V254H185ZM8 256V255H7ZM78 257V256H77ZM54 258V257H53ZM79 258V257H78ZM129 258V257H128ZM133 258V257H132ZM191 258V257H190ZM135 259V258H134ZM43 260V259H42ZM249 260V258H248ZM4 261V262H6ZM72 261V260H71ZM130 261V260H129ZM40 262V261H39ZM49 262V261H48ZM78 262V261H77ZM6 264V263H5ZM48 264H55L54 262H49ZM222 264V262H220Z\"/></svg>",
  "mask_w": 264,
  "mask_h": 264
}]
</instances>
